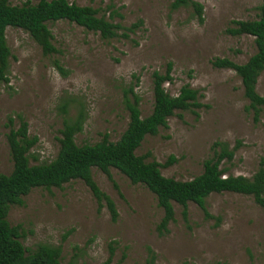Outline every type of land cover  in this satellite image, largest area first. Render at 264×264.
<instances>
[{"label":"rangeland","instance_id":"1","mask_svg":"<svg viewBox=\"0 0 264 264\" xmlns=\"http://www.w3.org/2000/svg\"><path fill=\"white\" fill-rule=\"evenodd\" d=\"M39 0H9L12 5ZM79 6L102 7L112 3L120 9L123 26L142 24L130 38L103 40L99 33L63 20L48 23L58 52L45 56L22 29L8 28L12 53L10 83L0 86V174H10L13 161L7 140L8 118L18 114L27 121L29 134L38 138L31 165L53 161L60 148L63 125L61 107L68 116L84 114L79 145L96 144L107 135L116 142L126 130L129 113L123 104V87L135 83L142 101V116L153 110L152 74L173 65L174 82L165 84L177 95L189 84L201 90L205 106L176 111L168 128L147 136L137 155L161 164L164 176L189 181L203 173L204 162L214 155L216 142L230 149L238 146L231 161L222 167L228 174L251 178L264 164V107L254 122L250 101L240 77L229 69L212 65L216 58L243 64L256 52L255 38L232 36V21L259 17L262 0H195L203 5V22L191 7L172 9L174 0H69ZM58 60L65 73L54 65ZM257 92L264 97V71ZM171 157L175 161L168 164ZM92 175L101 191L114 202L113 220L105 202L100 206L81 180L62 187L35 188L12 205L7 220L21 226V243L28 251L39 245L61 250L62 264H263L264 208L253 197L238 193H214L206 200L212 218L195 203L188 216L174 203V220L167 231L159 225L164 211L156 196L141 184H133L117 169L111 178L94 168Z\"/></svg>","mask_w":264,"mask_h":264},{"label":"trees","instance_id":"2","mask_svg":"<svg viewBox=\"0 0 264 264\" xmlns=\"http://www.w3.org/2000/svg\"><path fill=\"white\" fill-rule=\"evenodd\" d=\"M191 7L200 22H203V5L195 0H174L172 9ZM259 17L254 20L232 21L226 33L232 36L250 35L255 38L256 52L247 62L238 64L228 58H216L212 65L218 69L233 70L241 79L244 95L250 101L254 122L259 123L264 97L257 92V83L264 71V0L259 7ZM116 19H123L120 9L110 3L104 8L79 6L69 0H39L37 3L26 2L12 5L9 0H0V86L10 83V61L12 57L6 32L8 28H19L27 32L39 45L45 56L58 52L53 44V35L48 23L69 21L88 31L99 33L101 38L110 41L118 38H130L142 21L131 26H123ZM55 67L65 73L58 60ZM172 63H168L164 73L152 74L154 104L150 115L143 117L140 109L141 97L136 92L139 76H132L135 83L123 87V104L129 113V123L116 142L104 139L96 144L79 145L76 135L83 130L84 114L80 112L75 118L68 116V104L61 107L63 125L60 131V148L56 158L51 162L31 165L32 149L38 143L36 136L29 134L27 121L18 114L19 126L14 127L15 118L10 116L7 140L13 161L10 174H0V264H62L61 250L50 245H39L35 251H28L21 243V226H11L7 220L12 205H22V198L35 188H60L75 180L83 181L100 204L107 206L112 219H117V210L110 197L95 182L92 170L102 171L111 178V169H117L131 183L141 184L157 198L158 206L164 211L159 225L160 231L174 220V203L183 208L182 216L187 219L188 205L197 204L206 218H212L206 208L207 198L214 193L232 192L253 197L256 204L264 208V164L251 177L234 176L223 168L224 160L231 161L238 148L230 149L226 143L214 144V155L204 162L203 173L189 181L166 177L161 172V164L147 161L150 154L137 155V149L147 136H155L161 128H168V120L176 111H191L196 118V110L205 105L201 90L186 84L175 96L169 94L165 84L174 82ZM175 161L171 157L168 164ZM264 260V255H263ZM105 264H112L111 257ZM264 264V261H263Z\"/></svg>","mask_w":264,"mask_h":264}]
</instances>
